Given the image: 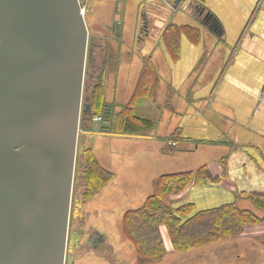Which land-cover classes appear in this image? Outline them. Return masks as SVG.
Returning a JSON list of instances; mask_svg holds the SVG:
<instances>
[{
    "label": "water",
    "instance_id": "95a60500",
    "mask_svg": "<svg viewBox=\"0 0 264 264\" xmlns=\"http://www.w3.org/2000/svg\"><path fill=\"white\" fill-rule=\"evenodd\" d=\"M91 56L80 0H0V264H74L79 133L144 136L113 132L108 105L90 118Z\"/></svg>",
    "mask_w": 264,
    "mask_h": 264
},
{
    "label": "crops",
    "instance_id": "0c3cea01",
    "mask_svg": "<svg viewBox=\"0 0 264 264\" xmlns=\"http://www.w3.org/2000/svg\"><path fill=\"white\" fill-rule=\"evenodd\" d=\"M153 1L113 0L109 33L98 30L92 34L94 51H110L118 57L136 53L138 20L144 5ZM199 1L206 5L205 12L218 18L221 32L208 27L204 18L188 11L178 12L181 9L175 6L176 10L170 8L168 19L154 22L151 44L156 41L143 49L145 54L152 53L156 65V55L163 56L167 72L159 64L158 70L161 81L168 78L160 83L156 98H150L152 107L147 108L151 118L157 120L156 132H148L144 137L159 138L157 128L166 106L156 110L155 105H165L167 85L173 87L178 110L170 111L178 112L176 127H181L183 135L189 137L182 140L194 142L195 151H216L215 157L203 164L212 174L221 176L218 182L188 186L180 194L185 197L178 202L191 201L201 209L236 200L239 206L241 201H248L253 207L245 195L264 193V0ZM168 22L193 26L182 30L180 57L173 63L159 42ZM211 36L215 38L213 45H209ZM214 60L220 62L219 66L211 68ZM120 63L118 60V71ZM119 80L118 75L116 81ZM132 93L133 89L127 100ZM260 212L264 214V208ZM189 252L192 253L188 258L201 261L197 264H264V221L248 224L238 236L185 253Z\"/></svg>",
    "mask_w": 264,
    "mask_h": 264
},
{
    "label": "rangeland",
    "instance_id": "374dc122",
    "mask_svg": "<svg viewBox=\"0 0 264 264\" xmlns=\"http://www.w3.org/2000/svg\"><path fill=\"white\" fill-rule=\"evenodd\" d=\"M80 3L88 27L89 41L91 42L92 34L96 31L98 32V30H102V32L108 34L110 26L108 21L113 14V0H80ZM176 6H178V9H181L178 12L188 11L191 15L198 18L205 17V9L204 13L199 16L200 11L206 7V5L199 0H180ZM170 8H172V11L176 10L174 0H155L144 5L143 14L148 21V33L143 40L136 42L135 39V44L137 46L136 53H132L128 57L126 55H119L118 57L116 53L108 51V53L105 54L100 50L94 51L92 47L91 58L96 57V68L94 70L92 62L86 61L82 94L83 102H88V96H90L93 85L99 81L102 82L105 103L108 105L112 104L114 110H119L120 105L129 100H127V98L131 94L132 89L134 91L139 72L144 66L143 59L147 54L143 52V49L147 48L151 44V40H153L152 35L155 31H153L152 28L154 22L163 20L164 18L168 19ZM141 15L142 14H140V19L138 20L137 32L139 31ZM116 19H119V15L116 16ZM169 23L173 22H168L164 28ZM181 25L183 24H178V26ZM187 25L192 26L190 23ZM182 28H184L183 30L187 29L186 27ZM163 30L161 34L162 38L159 42L167 51L169 61L173 63L180 57V49L179 53L174 51L171 56L167 45L164 43L165 36H163ZM142 31L143 30H141V32ZM180 33H182V31ZM155 41L156 40L153 41V44ZM214 43L215 38L211 36L209 45H213ZM179 48H181V41H179ZM150 54L153 59L152 53ZM102 55H104L105 58L101 59ZM118 60L121 61L119 71L117 68ZM156 60L160 68L163 69L166 74L167 62L163 59V56L161 54L156 55ZM219 63L214 60L211 68H216L219 66ZM158 64L156 65L155 63L160 85L162 81L165 82L168 78L166 76L165 79L163 78L161 81ZM93 71L96 73L95 78L91 76ZM118 75L120 80L116 81ZM159 85L153 97H145L139 102L136 109L137 114L147 118L153 116L151 115V110L147 108L152 107L150 98H156ZM167 88L166 104H161V106H159L157 105L158 103H156L155 105L156 110L166 106L165 108L163 107L165 113L162 119H159V122L160 120L161 122L157 128L160 133L158 139L118 134L82 133V136L80 135L76 154L69 231L77 230V227H79L83 233L80 240L82 241L86 237L84 233L87 234L90 230L94 229L100 234L101 239L97 240L89 247H86V249L79 248V250L75 252H73V250L71 254H73L74 260H77L74 264H197L201 262L188 258V255L192 252L181 253L171 250L168 234L164 226H162L161 229L167 250L166 254L159 261L144 262L137 256L134 244L124 236L121 229V219L124 211L128 208L137 207L143 203L146 196L152 191V183L157 176L163 173L186 170V168L190 167H192V169L197 168L204 162L210 160V158H214L217 154L216 151L211 152L207 148H200L195 151L194 142L188 140L177 139L175 144L169 142V135L178 125V112L172 113L170 110H178V99L177 96L173 94V87L167 85ZM155 114L157 115L156 112H154V115ZM88 115V113L84 114V119L81 116V122L84 120L83 123L86 124ZM90 118L94 119L93 116ZM152 119H154L157 124V120L153 117ZM169 131L170 133L167 134ZM148 132L155 133L156 129L153 128ZM147 133L142 135H148ZM87 146L93 149L99 157V159H97L100 160V162L114 172V177L95 194L89 197H83V187L80 180V168L83 163V155L80 154L81 152H79V149H84ZM75 197L78 198V202L81 203V206L74 203ZM184 197L185 196L180 195L179 197L176 196L171 199H166V201L176 204L178 199L182 200ZM241 206H243V208H253L248 201H241L240 207ZM257 212L260 215H264L258 210ZM224 239L226 238L208 245L216 244ZM74 260L73 262H75Z\"/></svg>",
    "mask_w": 264,
    "mask_h": 264
},
{
    "label": "trees",
    "instance_id": "16d2710c",
    "mask_svg": "<svg viewBox=\"0 0 264 264\" xmlns=\"http://www.w3.org/2000/svg\"><path fill=\"white\" fill-rule=\"evenodd\" d=\"M142 15L136 42L143 40L148 33V21ZM204 19L208 27L222 31L220 21L215 15L209 13ZM181 26L189 27L187 24ZM181 26L169 23L163 30L164 43L171 56L174 51L179 53L180 32L184 29ZM143 60L144 66L139 72L134 91L129 100L120 105L119 110H114L112 104L105 103L101 81L93 85L88 96L91 116H104L105 106H109V121L113 132L145 134L156 126L154 119L136 113L139 102L145 97H153L159 85L151 54L148 53ZM188 138L183 135L181 127H176L168 139L175 142L177 139ZM80 154L83 155L80 168L82 196L89 197L109 182L114 177V172L99 162L90 146L84 148ZM220 177L212 174L206 164L195 170L160 174L153 180L152 191L144 202L136 208L124 211L121 219L122 233L134 244L137 256L142 261L156 262L166 254L162 226L167 231L172 250L183 253L239 235L248 224L264 221V215L257 212L264 208V193L250 192L245 195L253 203V208L240 207L236 200L201 209L196 208L191 201L176 204L166 201L180 195L192 184L218 182Z\"/></svg>",
    "mask_w": 264,
    "mask_h": 264
},
{
    "label": "flooded vegetation",
    "instance_id": "af4514ba",
    "mask_svg": "<svg viewBox=\"0 0 264 264\" xmlns=\"http://www.w3.org/2000/svg\"><path fill=\"white\" fill-rule=\"evenodd\" d=\"M205 18V17H204ZM102 58H105L104 57V55H102V57H101V59ZM95 61H96V57L95 58H91L90 60H89V62H92V65H93V69L95 70ZM91 76L93 77V78H95L96 77V73H94V71H93V73H91ZM82 133H79V135H78V139H79V137H80V135H81ZM82 136V135H81ZM77 231L79 232V239H78V242H77V245L76 246H74L73 247V252H75V251H77V250H79V248H82V249H86V247H89L90 245H92V244H94L97 240H99V239H101V236H100V234L99 233H97V231L96 230H90L87 234L86 233H84L85 235H86V237H85V239H83L82 241H80L81 240V238H82V235H83V233H82V231H81V229L79 228V227H77ZM69 232H71V231H69ZM73 255V254H72ZM75 255V254H74ZM75 261V260H74ZM74 263H76V261L74 262Z\"/></svg>",
    "mask_w": 264,
    "mask_h": 264
},
{
    "label": "built area",
    "instance_id": "2783aa9c",
    "mask_svg": "<svg viewBox=\"0 0 264 264\" xmlns=\"http://www.w3.org/2000/svg\"><path fill=\"white\" fill-rule=\"evenodd\" d=\"M94 119L96 120H102V116L101 115H96L94 116ZM171 144H175V142L169 141Z\"/></svg>",
    "mask_w": 264,
    "mask_h": 264
}]
</instances>
